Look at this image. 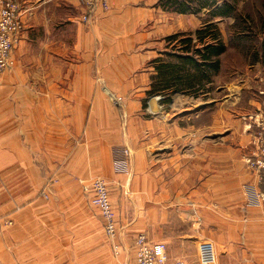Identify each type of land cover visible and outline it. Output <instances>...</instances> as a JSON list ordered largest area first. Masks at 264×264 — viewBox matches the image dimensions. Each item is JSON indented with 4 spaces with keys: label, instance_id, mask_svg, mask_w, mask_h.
<instances>
[{
    "label": "crops",
    "instance_id": "0c3cea01",
    "mask_svg": "<svg viewBox=\"0 0 264 264\" xmlns=\"http://www.w3.org/2000/svg\"><path fill=\"white\" fill-rule=\"evenodd\" d=\"M21 1L15 65L0 75V264H124L142 231L169 264H264V180L245 162L255 129L242 120L260 108L261 77H235L244 106L216 100L213 79L199 95L163 96L155 116L152 61L202 15L111 0L85 24L77 0ZM124 147L128 171L116 167ZM93 176L109 183L117 258L93 191L73 181Z\"/></svg>",
    "mask_w": 264,
    "mask_h": 264
},
{
    "label": "built area",
    "instance_id": "2783aa9c",
    "mask_svg": "<svg viewBox=\"0 0 264 264\" xmlns=\"http://www.w3.org/2000/svg\"><path fill=\"white\" fill-rule=\"evenodd\" d=\"M0 75L5 71L13 69L15 61L12 53L20 40L23 22H22V1L21 0H0ZM82 13V21L85 24H93L98 17L99 11L107 10L111 0H77ZM261 97L260 108L248 115H242V118L248 122L247 129H255V150L245 162L249 168L254 170L259 181L264 180V77L259 79L258 90ZM163 95H151L149 104L150 109L153 103L157 105L158 110L162 108L161 101ZM160 111V110H159ZM156 112V111H155ZM116 154H121V158L116 159V167L120 171H128L130 164V150L127 147L121 150L116 149ZM81 184L88 192L93 191V204L96 205L103 218L105 232L109 241L112 242L114 252L119 254L122 249L120 243V230L117 224V215L110 198L109 183L101 176H93L89 179H81ZM48 198L47 193L44 192ZM260 200L264 201V192L258 194ZM11 222V221H10ZM136 264H169L170 256L167 252V245L163 242L155 241L149 238L146 232H141L135 239ZM184 264V263H178Z\"/></svg>",
    "mask_w": 264,
    "mask_h": 264
},
{
    "label": "trees",
    "instance_id": "16d2710c",
    "mask_svg": "<svg viewBox=\"0 0 264 264\" xmlns=\"http://www.w3.org/2000/svg\"><path fill=\"white\" fill-rule=\"evenodd\" d=\"M160 0L159 5L167 11L199 14L210 9L211 19L196 31L176 32L167 36L170 51L168 58L153 60L156 74L152 78L149 95H163L170 102L172 94L199 95L206 84L213 80L222 67V55L227 51L215 17L233 14L236 6L224 0Z\"/></svg>",
    "mask_w": 264,
    "mask_h": 264
},
{
    "label": "rangeland",
    "instance_id": "374dc122",
    "mask_svg": "<svg viewBox=\"0 0 264 264\" xmlns=\"http://www.w3.org/2000/svg\"><path fill=\"white\" fill-rule=\"evenodd\" d=\"M223 1L224 0H218L217 2L218 4H221ZM227 1L232 2L234 6H236L235 12L229 16L215 17L217 19L214 18L212 20L213 22H217L227 45V51L222 55L223 65L218 74L213 77V87L215 91L216 89H224V92H221V94L215 92L216 100L225 96L223 101L231 104V102L235 101L237 96L242 95L243 97L244 94L240 92V89L238 88L240 83L239 81H236V76L246 79L247 75L255 76L258 74L260 77H264V0ZM199 14L202 15L203 21L211 19L210 9H204ZM165 45L170 51L168 40H166ZM112 97H114V101L118 103V105L121 104L122 97L116 95ZM240 102H238L237 105L244 106V103L240 105ZM148 106V110L151 113L153 112L155 116L161 115V112L164 111L163 108H161L159 109V112H157L158 110H155V112L150 109L149 103ZM73 179L74 182L81 183V179L83 178L78 179L75 177ZM47 180V186L50 188L51 185L56 184L59 181L58 176L56 175H50ZM120 243L123 246L122 240H120ZM130 247L129 251L124 252L127 260V263L124 264H135L136 248L134 245ZM120 253L121 251L119 252V255H121ZM113 254L115 255V258H117L118 254L114 252V250Z\"/></svg>",
    "mask_w": 264,
    "mask_h": 264
}]
</instances>
